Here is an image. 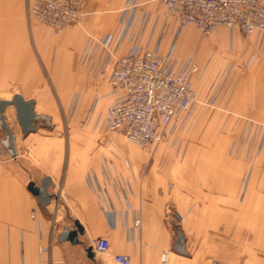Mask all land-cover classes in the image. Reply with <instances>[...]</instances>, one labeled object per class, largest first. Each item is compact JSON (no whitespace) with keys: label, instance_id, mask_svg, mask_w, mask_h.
<instances>
[{"label":"crops","instance_id":"crops-1","mask_svg":"<svg viewBox=\"0 0 264 264\" xmlns=\"http://www.w3.org/2000/svg\"><path fill=\"white\" fill-rule=\"evenodd\" d=\"M83 2L86 12L83 21L68 30L55 32L29 21L26 0H0V67L33 72V84L39 93H27L22 87L19 91L24 98L35 99L36 111L37 100L51 101L53 95L63 110L65 102H71L82 84H98L101 77H109L112 70L109 53L137 51L145 47L146 36L157 38L166 29H172L165 16L170 15L168 8L160 0ZM220 33L218 30L213 37ZM259 47L261 44L252 45L255 50L251 51L257 52ZM23 80L19 76L17 81L25 85ZM105 90L111 107L117 101V94L111 87ZM219 95L221 100L233 105L221 108V115H264V60L254 55L247 63L238 62L229 68L221 79ZM10 107L6 110L8 122ZM37 112L53 120L52 113ZM242 122V131L264 133V122L263 126ZM239 128L238 123L230 130L238 132ZM48 129L38 127L22 135V139L13 130L18 155L0 153V264H79L73 252L85 254V245L101 236L107 237L110 243L104 264H119L114 261L116 254L129 255L130 264H160L164 251H168L169 264H209L216 259L234 264L231 258L199 253L200 246L197 248V241L186 231L187 255L174 251L175 239L166 223L164 194L157 188L149 191L142 181H134L133 175L140 174L141 168L115 149L120 147L117 142L53 136ZM238 142L239 138L234 137L226 146L224 162H234L238 157L234 154ZM256 145L259 147V141ZM45 175L51 176L54 182L49 188L53 198L41 207L27 185L31 180L40 185ZM242 193L240 188L233 195ZM230 210L243 211L244 205L237 204ZM76 219L85 229L79 235L81 244L59 241L63 228H75ZM239 240L253 244L261 238L241 234ZM198 243L201 245L203 241ZM235 261L264 264V251H242Z\"/></svg>","mask_w":264,"mask_h":264},{"label":"rangeland","instance_id":"rangeland-1","mask_svg":"<svg viewBox=\"0 0 264 264\" xmlns=\"http://www.w3.org/2000/svg\"><path fill=\"white\" fill-rule=\"evenodd\" d=\"M165 16L172 29H166L158 39L146 36L145 47L141 49L154 50L165 58L168 67L185 73L192 82L196 96L190 106L178 113L168 125L161 142L142 146L108 127L111 100L105 89L113 88L111 72L108 78L101 77L98 84H82L71 102H65V110L53 95L51 101L37 100V111L45 110L53 114L52 127L48 129L53 136L62 134L69 139L117 142L120 147L115 149L122 151L125 158H131L135 167L141 168L140 174L136 177L133 175L134 181H142L149 191L157 188L164 194L166 223L174 239L176 229L180 227L183 233L186 231L197 241L195 244L197 248L200 246L199 253L202 255L231 258L237 264L235 257L242 251H264V133L242 131L240 125L244 120L263 126L264 115H221V108L233 105L220 99L219 86L228 69L236 63H247L254 55L264 60V35L258 32L247 35L237 27L230 26H220L211 34L203 35L196 24L180 25L174 16ZM29 21L55 32L79 24L58 31L36 19ZM218 30L221 33L213 37ZM152 44L153 47H149ZM257 44L262 47L257 48V52L251 51V46ZM109 54L112 61L115 54ZM32 74L27 69L0 67V98L10 99L15 93H20L21 87L27 89V93H39L37 85L33 84ZM19 76L24 79L25 85L18 83ZM8 115L11 127L22 139L23 133L14 109ZM238 123L239 131L231 132V127ZM3 136L5 133L0 130V138ZM234 137L239 138L234 151L237 160L224 162L226 146ZM139 162L142 165H138ZM240 188H243L242 195H233ZM237 204L244 205V210H230ZM241 234L256 235L261 241L253 244L238 241ZM198 240L203 243L200 245ZM73 254L78 256L79 264H104L107 255L96 253L93 260L88 258L86 251L85 254ZM213 261L209 264H213Z\"/></svg>","mask_w":264,"mask_h":264},{"label":"built area","instance_id":"built-area-1","mask_svg":"<svg viewBox=\"0 0 264 264\" xmlns=\"http://www.w3.org/2000/svg\"><path fill=\"white\" fill-rule=\"evenodd\" d=\"M180 25L194 23L203 35L220 26L237 27L249 35H264V0H161ZM28 19H36L58 31L80 23L86 16L82 0H26ZM111 83L117 101L110 107L108 127L142 146L161 142L168 125L186 110L196 91L183 72L168 67L165 58L151 49H139L112 59ZM95 253H107V237L94 238ZM114 261L130 264L126 254ZM160 264H169L164 251Z\"/></svg>","mask_w":264,"mask_h":264},{"label":"water","instance_id":"water-1","mask_svg":"<svg viewBox=\"0 0 264 264\" xmlns=\"http://www.w3.org/2000/svg\"><path fill=\"white\" fill-rule=\"evenodd\" d=\"M35 99H26L20 93H15L10 99L0 98V130L5 133L3 139L0 140L1 148L0 153L10 154L12 156H17L18 151L15 147L16 133L8 122L6 115V110L8 107L13 106L15 118L18 125L21 128L23 135H28L30 132L35 131L38 127H52L51 116L38 113L35 110ZM54 186L52 177L45 175L40 181V185H36L33 180L29 181L27 188L33 193L41 207H45L52 201V194L49 188ZM74 226H65L63 231L58 236L59 241L68 240L72 244H81L79 239L80 234L85 233V229L79 220L74 221ZM177 235L173 242V249L179 254L187 255L185 247V235L180 230V227L176 229ZM88 258L95 259L96 253L93 251L92 247L88 245L84 248ZM213 264H229L225 262H219L217 260L213 261Z\"/></svg>","mask_w":264,"mask_h":264},{"label":"bare ground","instance_id":"bare-ground-1","mask_svg":"<svg viewBox=\"0 0 264 264\" xmlns=\"http://www.w3.org/2000/svg\"><path fill=\"white\" fill-rule=\"evenodd\" d=\"M8 111H12L13 112V110H11V109H9Z\"/></svg>","mask_w":264,"mask_h":264}]
</instances>
